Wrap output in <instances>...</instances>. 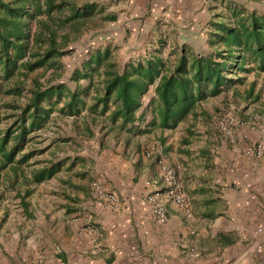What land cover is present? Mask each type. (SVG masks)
Masks as SVG:
<instances>
[{"label": "trees", "instance_id": "16d2710c", "mask_svg": "<svg viewBox=\"0 0 264 264\" xmlns=\"http://www.w3.org/2000/svg\"><path fill=\"white\" fill-rule=\"evenodd\" d=\"M117 19L95 0H0V203L13 191L27 209L33 190L63 168H75L82 183L76 186L68 176L63 186L86 190L81 157L60 159L53 156L56 150L41 157L59 141L42 146L38 139L56 118H70L74 133L87 139L118 138L132 128L150 135L184 123L183 134L192 136L199 114L211 122L203 108L209 98L232 89V95L259 99L256 79L244 94L237 87L251 72L264 77V13L223 3L214 6L206 26L208 51L175 44L164 57L160 45L149 43L124 59L106 44L88 48L68 70L64 57L80 37Z\"/></svg>", "mask_w": 264, "mask_h": 264}, {"label": "crops", "instance_id": "0c3cea01", "mask_svg": "<svg viewBox=\"0 0 264 264\" xmlns=\"http://www.w3.org/2000/svg\"><path fill=\"white\" fill-rule=\"evenodd\" d=\"M138 6L128 10L136 18L126 24L148 36L144 47L147 41L156 42V31L161 38L166 30L197 28L199 23L185 16H211L215 1L141 0ZM162 38L166 42L165 35ZM125 52L135 54L128 47ZM240 111L246 120L264 122L263 106L247 105ZM149 120L147 116L138 127ZM137 129H126L118 138H93L94 151L76 153L86 162L81 168L88 176L86 190L78 189L76 182L73 194L66 193L70 198L63 196L54 206L29 200L23 209L17 198L1 203L0 264H264V156L245 153L255 142H264L258 128H234L229 138L208 131L199 138L182 134L178 139L174 129L155 128L150 135ZM150 147L175 167L191 215L157 196L168 217L156 222L152 203L145 199L162 189L154 159L145 155ZM56 177L62 184L61 176ZM154 179L156 186L149 183ZM93 180L116 193V204L104 207L93 198ZM72 215H77L76 222L67 221Z\"/></svg>", "mask_w": 264, "mask_h": 264}, {"label": "rangeland", "instance_id": "374dc122", "mask_svg": "<svg viewBox=\"0 0 264 264\" xmlns=\"http://www.w3.org/2000/svg\"><path fill=\"white\" fill-rule=\"evenodd\" d=\"M95 1H97L102 7H104L105 12H109V11L116 12L118 19L115 22H104L100 26V28H98L97 31L93 33L92 32L85 33L80 37V39L73 45L74 47L73 51L64 57L68 70H71L73 65L77 64V62H79L80 59L84 56L88 48H91L93 46L94 47L104 46L106 44H110L111 46L114 45L117 48L116 51L119 55V58L121 57L127 59V54L131 56L132 53H126L125 47L132 48V50L136 52L135 54L137 53L140 54L143 51V42H145L148 39L146 38L148 36L145 33L143 35H140L138 32L137 34L134 27H130V25L126 24L127 20H131L130 19L131 17L133 18L135 17V16L130 17V15L133 14V12L131 11L128 12V10L129 9L135 10L137 7H139L138 5L139 4L141 5V0H136L133 2L131 0H95ZM214 1H215L216 9L222 8L223 3L228 4L230 2H237L239 4L244 5L249 10L255 9L260 13H264V2L262 1L260 2H255L254 0H214ZM142 9H144V7L141 8V11L143 12ZM127 12L128 14H126ZM210 17H211L210 15H202L196 17L185 16V19H190L189 22L196 23L197 21L199 23L197 25V28L194 27L193 30H189V31L166 30L165 32H162L163 35H165V39H166V42H163L162 45L159 43V39L162 41L163 35L161 38H157L156 36L160 35V32L156 31L155 33L156 42L152 46L157 47L155 46V44L160 45L161 53L163 54V56L170 55L169 51L171 50L173 45L177 44L178 42L180 43L183 40H185V43L183 44H187V45L191 44L192 46H197L200 48V51L202 52L208 51L207 49L208 31L206 30L207 27L204 24L208 22V19ZM126 28H130L131 31L127 30ZM140 33L142 34V32ZM153 34H150L148 32V35L150 36H152ZM181 37H185V38H181ZM189 39L191 40L190 42L188 41ZM150 41L152 40L150 39ZM168 42H170L171 44L168 45ZM146 43H147L146 47H148L149 42L147 41ZM253 79H256L254 93H259L260 96L259 102L257 101L251 104L249 103L250 100L243 99V97H241L240 95H232L231 94L232 89H229L225 91V93L223 94L221 93L213 98H209L207 101L203 103V108L204 110H206V112L211 114V122H209L210 127L208 126L209 129L206 127L207 125L206 122L208 121L204 119V116H202V114H199L198 118L194 120L196 133L193 135L199 138V136H203L204 134H207L209 131L211 132L212 135H216V136L219 135L223 137V135L225 134H223L218 129L217 119L219 118V116L230 112L237 115L247 125L250 124L252 125L253 123H255L256 121L254 120L249 121L246 120L243 116H241L242 112L240 110L246 108L247 105L255 106L256 109H259L260 106L264 107V99H263L264 77L262 76L257 77L254 74V72H251L247 75L246 82L243 85H239V87L237 88H239L240 93L244 94L249 82L252 81ZM149 94H152V91H150ZM147 99L148 97H146V100ZM72 124L73 123H71L70 118L67 117H64L63 119L56 118L54 122H51L49 124V127L48 129H46V131L38 135L39 137L38 139L42 142L41 143L42 146H49V145L52 146V143H54L55 140H59L56 144L50 147L48 151H45V153L41 155L42 158L50 157L51 156L50 152L53 150H56L53 155L54 157L60 159H64V158L66 159L68 158V156H79L76 155V153H83L86 151L91 152L94 149L92 148L93 138L87 139L84 136H77L73 131ZM186 124L187 123L180 124L176 129L172 130L173 134L177 137V139L180 138V136H182V134L184 133L183 127ZM232 134L233 132L231 133V135ZM229 137L227 136V138ZM59 176H61V179L63 177L67 178L68 176L73 177L74 172L71 170L67 171L65 168H63L62 171L59 173ZM74 179L75 180L73 182L75 183L78 182V184L82 185V183H79V178L74 176ZM58 182L59 180L57 179V177H54L49 181L42 183L36 189L33 190V193L28 199L31 202L35 201L37 204L38 202L43 200L48 201L53 206L55 204H59L58 203L59 201L62 200L64 201L65 198L63 197V194L65 192L69 195L73 194V187L66 185L62 186V184L59 185ZM64 188H66L65 191H63ZM14 199H16L14 198V192L11 191L10 193L6 194V197L2 199L1 203L10 202L13 201ZM52 209H55V207H52Z\"/></svg>", "mask_w": 264, "mask_h": 264}, {"label": "built area", "instance_id": "2783aa9c", "mask_svg": "<svg viewBox=\"0 0 264 264\" xmlns=\"http://www.w3.org/2000/svg\"><path fill=\"white\" fill-rule=\"evenodd\" d=\"M218 129L225 135L231 136L234 128L238 129H254L258 130L264 135V122L253 123L252 125L245 124L237 115L232 112L223 114L217 119ZM247 155L256 157L264 156V142H255L252 146L245 150ZM145 155L152 157L160 173V183L162 189H157L152 194H147L145 199L152 203V214L157 223L162 224L167 220V210L165 206L155 201V197L161 196L167 202L179 207L186 215H191L190 202L186 196L183 184L177 174L175 167L164 156L155 155L154 147H150L146 150ZM150 185L156 186L158 181L156 179L149 182ZM92 196L104 207H112L118 201V196L115 192L107 189L99 180H93L91 182ZM77 215L70 216L68 222H76ZM257 231H261L259 228ZM261 246H258L260 248ZM196 255L195 252H193Z\"/></svg>", "mask_w": 264, "mask_h": 264}]
</instances>
